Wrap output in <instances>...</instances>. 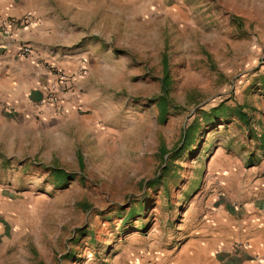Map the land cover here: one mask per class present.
<instances>
[{"label": "rangeland", "instance_id": "obj_1", "mask_svg": "<svg viewBox=\"0 0 264 264\" xmlns=\"http://www.w3.org/2000/svg\"><path fill=\"white\" fill-rule=\"evenodd\" d=\"M106 1L80 39L77 106L25 115L1 151L0 264H112L175 239L262 157L264 0Z\"/></svg>", "mask_w": 264, "mask_h": 264}, {"label": "crops", "instance_id": "obj_2", "mask_svg": "<svg viewBox=\"0 0 264 264\" xmlns=\"http://www.w3.org/2000/svg\"><path fill=\"white\" fill-rule=\"evenodd\" d=\"M105 1L0 0V19L31 15L15 35L32 49L31 56L21 58L0 35V166L1 151L22 146L25 115L55 121L77 106L75 96L84 91L80 39L96 34L95 7ZM61 75L62 109L39 104ZM259 134L262 157L246 171L245 192L224 193L210 219L191 232L181 229L172 240L143 241L112 264H264V129Z\"/></svg>", "mask_w": 264, "mask_h": 264}, {"label": "built area", "instance_id": "obj_3", "mask_svg": "<svg viewBox=\"0 0 264 264\" xmlns=\"http://www.w3.org/2000/svg\"><path fill=\"white\" fill-rule=\"evenodd\" d=\"M31 21L30 14H24L20 17H4L0 19V35L4 40H8L13 45L16 54L21 58H28L32 55L31 47L23 40L16 38V32L25 27ZM54 85H51L48 92L39 100V104L54 108L62 109L63 93L65 89V77L61 75Z\"/></svg>", "mask_w": 264, "mask_h": 264}, {"label": "trees", "instance_id": "obj_4", "mask_svg": "<svg viewBox=\"0 0 264 264\" xmlns=\"http://www.w3.org/2000/svg\"><path fill=\"white\" fill-rule=\"evenodd\" d=\"M163 78L161 80V89L164 93V95H166L168 93V86H169V75H168V64H167V57L166 55L163 56ZM165 97L162 96L161 97V111L163 109V105L162 102H165Z\"/></svg>", "mask_w": 264, "mask_h": 264}]
</instances>
